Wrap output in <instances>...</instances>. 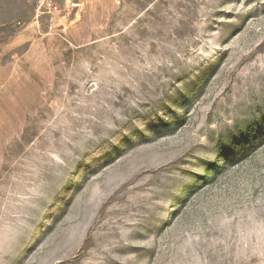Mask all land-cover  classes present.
I'll list each match as a JSON object with an SVG mask.
<instances>
[{
  "label": "rangeland",
  "instance_id": "1",
  "mask_svg": "<svg viewBox=\"0 0 264 264\" xmlns=\"http://www.w3.org/2000/svg\"><path fill=\"white\" fill-rule=\"evenodd\" d=\"M0 264H264V0H0Z\"/></svg>",
  "mask_w": 264,
  "mask_h": 264
},
{
  "label": "trees",
  "instance_id": "2",
  "mask_svg": "<svg viewBox=\"0 0 264 264\" xmlns=\"http://www.w3.org/2000/svg\"><path fill=\"white\" fill-rule=\"evenodd\" d=\"M241 151H242V154H241V155H245V154H246V151H243V149H241ZM214 168H215V166L210 167L209 170H213ZM209 170H208V172H209ZM205 176H206V175H205Z\"/></svg>",
  "mask_w": 264,
  "mask_h": 264
}]
</instances>
